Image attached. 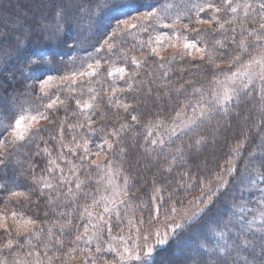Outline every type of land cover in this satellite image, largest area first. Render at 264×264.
<instances>
[{
	"label": "snow or ice",
	"instance_id": "obj_1",
	"mask_svg": "<svg viewBox=\"0 0 264 264\" xmlns=\"http://www.w3.org/2000/svg\"><path fill=\"white\" fill-rule=\"evenodd\" d=\"M34 3L38 9H47L50 12L49 15L41 12L36 21V27L41 30V33L48 32L49 38L57 37L65 30V25L70 22L73 9L76 7L75 0H34ZM103 7L115 13L112 17L115 25L111 33L106 35L99 47H96L95 57L89 54L88 57L81 58L78 66H75L74 58V66L70 68L65 66L66 70L61 75H48L46 79H42L41 100L46 98L47 101L41 105L44 111L37 108L35 115H25L23 106H20L19 114L16 112V105H12L10 109L0 108V121L8 120L7 124H0V133L10 130V136L0 139V165L5 164L9 148L16 149L27 139L39 137L40 133L47 131L49 125H58V134L51 139L57 141L60 148L59 154L56 157L52 156V150L47 147L48 141H44L46 147L42 152L36 153L48 156V165L45 170L55 177V170L59 169L61 173L59 182L67 187V192L64 193L65 198L75 200L78 194L83 193L87 200L91 194L85 191L86 180H81L78 173L81 169L88 170L94 166L99 173V179L95 181L98 185L96 189L98 195L91 196L92 203L84 206L83 212L80 213V219L85 221L82 231L79 226L72 225V220L69 218L60 226L59 233L53 232L52 226H49L45 233V229L38 226L36 220L25 217L23 213L0 212V230H2L0 239L3 241L0 242V264H70L71 260L75 259L74 253L84 257L83 264H134V262L155 264L154 253L157 248L166 245L169 240L175 239L180 232L188 229H192L190 239L196 243L199 250L200 260L196 264H209L204 259L205 254H210L211 264H264V187L261 186L264 185V136L253 151L248 153L244 170L235 177L238 197L236 193H233V203L228 209L227 221L223 219L224 214L219 210L216 214L210 215L212 205L224 192L229 191V181L219 176L217 177L219 184L209 189L211 194L206 200L203 197L198 198L197 203L203 204V207L196 211L184 210L181 214L176 203L173 202L165 211L163 222L160 220L161 205L168 201L159 195L161 190L155 188L157 195H154L152 199L158 202L154 208H149L152 215L145 221L135 215L129 216L128 210L132 205V199L129 197H135V193L131 192L130 178L123 175V168L114 166L113 161L108 159V155L116 148L121 154L126 151L122 137L133 124L121 123L119 128L112 127L109 131L94 118L99 111L103 95L110 92L106 100L107 105L123 109L129 114L131 122L140 124L141 118L134 114L136 109L127 102L125 93L134 91L133 82L144 83V81H134V78L149 57L160 56V46L164 41H169L168 46L174 48L180 47L182 41L180 58L185 55L191 56L193 50L199 53V59L211 66L206 69L211 78L207 81V85L199 86L191 80L186 81L191 86L190 91L183 85L176 89L177 95L183 96V100L176 101L174 116L169 118L157 112L152 119L144 122L145 135L141 146L145 151L163 152L166 147L175 143L176 139L187 136L189 133H195L193 143L188 145L189 148L204 145L207 143V136L198 131L202 125L206 122L211 123L217 113H222L225 117L229 116L245 101L256 102L253 106L260 114V119L254 123L253 127L258 133H264V0H194L190 3L187 12L175 14L171 13V6L167 3L155 7L142 5L140 0H104ZM141 7L150 8V10L141 11ZM133 13L138 14L133 15ZM45 21L48 23H44ZM204 25L208 28L201 27ZM164 29L171 31H162ZM209 29L213 33L221 34V38L214 41L212 49H209L206 44L203 47L199 46L201 42L197 37L189 38L192 33H196L197 36L208 35ZM145 33L148 34V39L139 40V36ZM34 34V30L29 29L27 33L21 31L19 35H14L7 40L0 37V52L5 56H8L10 52L18 54L22 51L27 52L25 45L31 43V36ZM128 36L138 40L140 55L143 57V59H138L136 55L130 57V63L135 65L137 71L118 67L115 60L110 59L112 56L123 55L126 63L128 62L127 52L122 48ZM5 43L9 45L7 49L4 48ZM64 43L67 44V41L65 40ZM144 49L148 51L145 53ZM219 49L225 51L219 53L218 58ZM101 52L105 55L100 56ZM176 58V54L167 61L161 58L159 68L164 69L165 63H171ZM102 60L108 62L107 68L102 65ZM45 62L52 63V61H45L41 53L29 54L30 65L39 66ZM221 65L224 66L221 67ZM52 70L60 72L59 68L54 67ZM168 75V71L165 70L159 79L164 80ZM103 76L111 78V83L108 89L98 92L96 85H101ZM118 79L125 82V88L116 84ZM53 86L57 88V93L67 92V97L62 99L59 94L50 93L49 90ZM151 92L152 88H148V93ZM74 93L76 95H73ZM85 95L87 99H84ZM69 100H75L76 111L72 115L77 116L76 122L71 124L68 123L67 117L60 120L57 115L61 107L67 112ZM236 115L239 116L240 113L237 112ZM103 118L104 114L101 112L100 119ZM247 119L248 117L245 116V120ZM41 120L47 123L41 125ZM65 127L73 132L78 129H87V132L81 134L79 138L73 135L72 140L65 143ZM98 132L103 133L102 142L96 143V150L93 151L89 147L94 143L91 137ZM247 140L248 137H245L234 147V157L238 158L241 155ZM64 149L72 155L81 153L78 156L80 164H72L69 169L74 179L66 177L63 174L64 170L56 163L57 160L65 159ZM256 149L260 150L259 158H257ZM184 153L185 147L179 145L169 154L171 164L167 171H172V166L178 159H184ZM102 155L105 160L100 159ZM32 171L34 172V168ZM225 171L233 176L236 173L235 164L229 161V167ZM120 176H123L122 183L114 179ZM32 179L33 183L40 186L42 195L45 190L49 193L57 191L55 198L49 195L50 204L59 200V191L52 180L36 175H33ZM182 180L189 187L196 182L201 185L205 183L198 176L189 173H184ZM245 181H247V188H241ZM72 183H75V189L71 187ZM100 185H103L102 189ZM0 189L8 191L7 200L29 198L27 193L10 189L4 183H0ZM245 191L259 193L258 196L253 197L259 205L258 208L249 209L246 204L236 203L237 198L241 201L245 200ZM169 200H171V194ZM179 203L182 204L183 201ZM93 208H98L100 211L93 212L91 210ZM248 213L252 214L251 219L248 218ZM9 219H11V225L8 222ZM153 219L157 225L162 226L163 232L161 227L142 232L143 226L146 223H152ZM237 225H239L238 228ZM66 228L69 229V233L75 230L74 239L70 242L71 246L63 252L62 256H57L55 252L50 254L52 248L56 251L64 250L65 243L59 236L65 232ZM114 228L118 229L115 233ZM42 234L49 239L42 240ZM153 236L154 243L150 242V237ZM53 237H55L54 241ZM213 237L215 244H213ZM9 256L12 257L11 260ZM191 260V256L185 257L181 253L176 261L169 264H190Z\"/></svg>",
	"mask_w": 264,
	"mask_h": 264
},
{
	"label": "trees",
	"instance_id": "obj_2",
	"mask_svg": "<svg viewBox=\"0 0 264 264\" xmlns=\"http://www.w3.org/2000/svg\"><path fill=\"white\" fill-rule=\"evenodd\" d=\"M191 2H194V0H140L142 5L155 7L167 3L171 6L170 11L172 14L187 12ZM103 3L104 0H75L76 7L73 9L70 22L65 25V30L59 36L49 38L48 32L41 33V30L36 27V21L41 12L44 15H49V10L38 9L34 0H0V37L7 40L14 35H19L21 31L27 33L29 29H33L35 32L31 36V43L25 45L27 52L22 51L19 54L10 52L8 56L0 52V108L10 109L12 105H16V112L19 114L21 111L20 106H23L25 115L36 114L37 108L44 111L41 105L47 101L46 98L41 100L40 83L42 79H46L48 75H61L66 70L65 66L69 68L74 66V58L75 66H78L81 58H86L89 54L95 57L97 55L96 47H99L106 35L111 33V29L115 25V21L112 19L115 13L104 8ZM145 10H150V8L141 7V11ZM137 14L133 13V15ZM184 22L186 23L187 20L185 19ZM44 23L48 22L45 21ZM201 27L208 28L207 25ZM162 31L170 32L171 30L164 29ZM192 37H197L200 40L199 46L203 47L206 44L209 49H212L214 41L220 39L221 34L219 32L213 33L209 29L208 35L197 36L196 33H192L189 38ZM138 39L147 40L148 34H141ZM65 40L67 44L64 43ZM169 43L167 40L164 41L163 45L160 46V56L149 57L147 63L138 70L139 74L135 76L134 81H144V83L133 82L134 91L125 93L127 102L136 109L134 114L141 118V123L131 122L129 114L125 113L123 109H116L107 105L106 100L110 92L103 95V99L100 100L99 111L94 118L109 131L112 127L119 128L121 123L133 124L124 132L122 137L126 151L121 154L116 148L108 155V159L113 161V165L123 168V175L130 178L131 192L135 193V197H129V199H132L131 209L133 215L145 221L148 220L149 216L152 215L149 208H154L158 202L152 199L154 195H157L155 188H159L161 190L159 195L165 201H168V203L161 205L160 220L162 222L165 211L173 202L182 211L190 204H199L197 203L198 198L203 197L206 200L207 196L211 194L209 189L215 188L219 184L220 181L217 179L219 176L229 181V191L224 192L212 205L210 215L216 214L219 210L220 213L224 214L223 219L227 221L229 219L227 212L233 203V193H236L238 197L235 177H238L244 170L248 153L253 151L255 146L260 143L261 137L264 136V133H258L253 127L254 123L260 119V114L253 106L256 103L255 101H245L241 103L238 109H234L229 116L225 117L222 113H217L211 123L206 122L202 125L198 131L207 136L206 144L189 148L188 145L193 143L195 137V133H189L187 136L176 139L175 143L166 147L163 152L159 150L145 151L141 146L144 143V122L152 119L157 112H161L169 118L174 116L176 101L183 100V96L177 95L176 89L183 85L185 89L190 91L191 86L186 81L191 80L199 86L200 84L207 85V81L211 78L210 73L206 70L211 66L199 59V53L192 52L191 56L185 55L180 58L179 53L183 42H180V47L175 48L168 46ZM8 47L9 45L5 43L4 48L7 49ZM122 48L127 52L129 58L127 63L123 55L112 56L110 59L115 60L118 67H125L128 71H137L135 65H131L130 57L136 55L138 59H143L140 55L141 50L138 47V40L128 36L125 38ZM147 51L148 49H144L145 53ZM223 51L225 50H218V58L219 53ZM32 52L41 53L45 61H52V63L45 62L39 66L30 65L29 54ZM174 54L177 58L171 63H165V68L160 69V59L163 58L167 61ZM99 55L104 56L105 53L101 52ZM193 57H196V59H193ZM101 63L104 68L108 67L106 60H102ZM223 66L221 65V67ZM54 67L59 68L60 72L52 70ZM165 70L169 73L168 77L164 80L159 79ZM110 83L111 78L103 76L101 85H96L97 91L101 92L108 89ZM116 84L121 88L126 87L123 80L118 79ZM148 88H152L151 93H148ZM49 91L50 93H57V88L53 86ZM57 94L62 99L68 95L65 91H59ZM84 99H87V95L84 96ZM74 111H76L75 100H69L67 112L61 107L57 115L60 120L67 117L68 123L71 124L77 120V116L72 115ZM101 112L104 114L103 119H100ZM237 112L240 113L239 116L236 115ZM245 116L248 117L247 120H245ZM7 123V119L0 121V124ZM46 123L42 120L40 124ZM93 127H96V125H93ZM58 131V125H49L47 131L40 133L39 137L27 139L16 149L9 148L5 164L0 165V183L6 184L10 189L27 193L29 198L27 200L23 198L7 200L8 191L0 189V212L17 211L23 213L25 217L36 220L37 225L45 229V233L49 226H52L53 232L59 233L60 226L65 224L69 218L72 220V225L79 226L82 231L85 221L80 219V213L83 212L84 206L92 203L91 196L98 195L96 192L98 185L95 181L99 179V173L94 166L88 170L81 169L78 173L81 180H86L85 191L91 194L87 200L84 198L83 193L78 194L75 200L65 198L64 193L67 192V187L59 182L61 175L59 169L55 170V177L49 175L45 170L48 165V156L43 153L41 155L36 154L38 151L42 152L46 147L44 141H48L47 147L52 150L53 157L59 154L60 148L57 141L51 139L57 136ZM86 132L87 129H78L73 132L65 127V143L70 142L73 135L79 138L81 134ZM102 135V132H98L91 137L94 143L90 144L89 147L93 151L96 150L95 144L102 142ZM7 136H10V130L0 133V139ZM245 137H248V140L245 141L241 155L236 158L233 149ZM38 145L39 147H37ZM179 145L185 147L184 159H178L175 165L172 166V171L169 172L167 171L171 164L169 154ZM63 151L65 159L57 160L56 163L64 170L63 174L66 177L74 179L69 169L72 164H80L78 156L81 153L72 155L68 153L67 149ZM256 151L257 158H259L260 150L256 149ZM165 157H168V159H165ZM229 161H232L236 166V173L233 176L225 171L229 167ZM32 168H34V172ZM184 173L198 176L205 183L201 185L196 182L189 187L182 180ZM33 175L37 177L45 176L52 180L53 185L59 191V200H55L50 204L49 195L55 198L57 191L49 193L48 190H45L42 195L40 186L33 183ZM120 177L123 180V176ZM261 186L264 187V185ZM71 187L75 189V183H72ZM99 187L102 189L103 185ZM240 187L247 188V181ZM170 194L171 200H169ZM258 195L259 193L255 191L251 193L245 191V200L241 201L237 198L236 203L246 204L249 209L258 208L259 205L253 199L254 196ZM179 201H183V203L181 204ZM46 213L47 215H45ZM61 213L66 215H60ZM247 216L249 219L252 218L251 213H248ZM8 222L11 225V219ZM152 223H155L154 219ZM152 223H146L144 226L147 227ZM236 227L238 228L239 225ZM74 235V229L69 233V229L66 228L65 232L59 236L65 243L64 250L56 251L55 248H52L50 254L55 252L57 256H62L63 252H66L67 248L71 246L70 242L74 239ZM191 235L192 229H188L180 232L175 239L169 240L165 247L155 252V264H169V262L176 261L181 253L185 257H192L190 264H196L200 260L199 250L196 243L190 239ZM13 236H15V233H13ZM41 239L47 241L49 238L42 234ZM52 239L54 241L55 237ZM212 240L215 244L214 237ZM0 242H3L2 239H0ZM77 257L78 255L75 256V259ZM8 258L9 260L12 259L11 256ZM204 259L211 264L210 254H205ZM74 261L72 259L70 264H73Z\"/></svg>",
	"mask_w": 264,
	"mask_h": 264
},
{
	"label": "rangeland",
	"instance_id": "obj_3",
	"mask_svg": "<svg viewBox=\"0 0 264 264\" xmlns=\"http://www.w3.org/2000/svg\"><path fill=\"white\" fill-rule=\"evenodd\" d=\"M166 52H167V50H166ZM192 52L195 53L194 50H193ZM196 54H198V53H196ZM26 115H35V114H26ZM41 121H42V120H41ZM41 121H40V123H41ZM36 126H38V125H36ZM94 158H95V157H94ZM100 159H101V160H105V159H104V156H101ZM114 179H115L116 182H118V183H122V182H123V180L121 179V177H114ZM203 206H204V205H200V204H190V205H189L186 209H184V210L196 211L197 209H199L200 207H203ZM91 210H92L93 212L100 211V209H98V208H93V209H91ZM184 210L180 211V213L182 214ZM128 214H129V216H132V215H133V212H132V209H131V208L128 210ZM162 222H163V221H162ZM156 227H161V231L163 232V228H162V226H161V225H157L156 223H152L151 225H148L147 227L143 226V228H142V232H146V231L154 230ZM113 231H114V233H115V232L118 231V229L114 228ZM154 240H155V237H154V236H153V237H150V242H153V243H154ZM167 244H168V243H167ZM167 244H166V245H167ZM166 245L157 248V250L160 249V248L165 247ZM157 250H156V251H157ZM154 254H155V253H154ZM75 256H76V255H75ZM74 260H75V261H74L73 264H83L84 257L78 255V257H77L76 259H74ZM134 264H137V262H134Z\"/></svg>",
	"mask_w": 264,
	"mask_h": 264
}]
</instances>
